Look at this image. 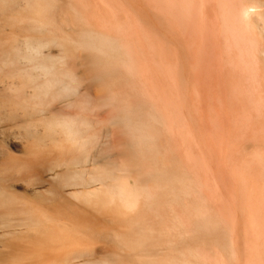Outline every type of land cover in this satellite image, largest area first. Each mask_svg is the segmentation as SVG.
I'll return each instance as SVG.
<instances>
[{
  "label": "rangeland",
  "instance_id": "rangeland-1",
  "mask_svg": "<svg viewBox=\"0 0 264 264\" xmlns=\"http://www.w3.org/2000/svg\"><path fill=\"white\" fill-rule=\"evenodd\" d=\"M36 1L0 0V264H264V109L223 50L220 1ZM257 1L251 25L264 48ZM96 29L135 49L142 79L102 50ZM64 123L82 142L66 138ZM120 181L144 192L131 224L122 204L123 215L116 201V210L99 207ZM202 183L204 214L194 200ZM138 216L158 241L142 244Z\"/></svg>",
  "mask_w": 264,
  "mask_h": 264
},
{
  "label": "bare ground",
  "instance_id": "bare-ground-1",
  "mask_svg": "<svg viewBox=\"0 0 264 264\" xmlns=\"http://www.w3.org/2000/svg\"><path fill=\"white\" fill-rule=\"evenodd\" d=\"M36 1V0H35ZM181 1V0H180ZM185 1V0H184ZM201 1V0H200ZM202 1H204V0H202ZM202 1L200 2V3H202ZM207 1V0H206ZM211 1V0H210ZM220 1V4H221V18H222V31H223V33H221L222 35H224V44L226 45V48L224 49V47H223V50H226V53H227V55L234 61H236V67H237V69H239L245 76H246V79H247V93L248 94H250L249 95V98L248 99H250V96H251V98H252V101L251 102H253V103H255L253 106H256V104H258L259 105V108H261L260 106H262L263 107V109H264V98H262V95L261 96H259V94H258V91H262L263 90V92H264V87H263V89L262 90H259L260 89V85H258V84H261V86H262V84L264 83L263 82V80H262V82L260 83V81H259V79L261 78V75H260V70H259V64H258V61H259V57H258V52H259V50H261V48L263 47L262 45V43L256 38V34H255V31L253 30V28H257L254 24H252V25H254L253 27H252V25H251V22H252V20H253V17H252V15H253V13H255V11H252L250 8H258V7H260V6H263V4L261 3V4H259V1H257V0H255V1H249V0H219ZM36 2H38V1H36ZM182 2V6L181 5H179V7L181 6V8L184 6V3L186 2H184L183 3V1H181ZM180 2V3H181ZM192 2V0H188V5H189V3H191ZM199 2V1H198ZM214 2V1H213ZM212 2V3H213ZM218 2V1H217ZM196 3V2H195ZM194 3V4H195ZM203 4V3H202ZM201 4V6H203ZM206 4H208V3H206ZM216 5V4H215ZM217 5H219V3H217ZM216 5V6H217ZM38 6H41V5H38ZM196 6V5H195ZM204 7V6H203ZM207 7V6H206ZM181 8H180V10H181ZM191 8V7H190ZM196 8V7H195ZM205 8V7H204ZM40 9V8H39ZM42 9V8H41ZM179 9V8H178ZM188 9V8H187ZM203 9V8H202ZM217 10H218V14H219V10L220 9H218V7H217ZM184 11V10H183ZM134 12V11H133ZM202 12V11H201ZM183 13V12H182ZM257 14V13H256ZM259 14V13H258ZM81 15H83L82 13H81ZM39 18V17H38ZM255 18V17H254ZM40 18H39V22H40ZM254 20H256V18L254 19ZM219 21H220V19H219ZM220 21V22H221ZM48 22V20L46 21V23ZM218 22V21H217ZM41 24L43 23V22H40ZM46 23H43V24H46ZM255 23V22H254ZM221 24V23H220ZM219 25V24H218ZM93 29V28H92ZM97 30V29H96ZM257 30H258V28H257ZM98 31V30H97ZM169 31V30H168ZM99 32V34L97 35L98 36V41H100V44H101V48H102V50L103 51H105L106 53L108 52H110V54L113 52V54L114 55H119L120 56V54H121V56L119 57V58H121L122 57V60H121V65H122V69L123 70H125V69H127L128 71H130L135 77H140V76H142L143 77V75H144V71L141 69L142 67H139L140 65L138 64V56H137V52L135 51V49L134 48H130L129 46H127V45H125V44H123V43H120V42H118L116 39H115V41L116 42H114L113 43V41H109L108 39H107V36L109 35V36H111L110 34H108L107 32H103V31H98ZM259 33H261V32H259ZM94 34V33H93ZM258 35V34H257ZM262 35V34H261ZM259 36V35H258ZM264 38V37H263ZM262 38V39H263ZM95 39V38H94ZM261 39V38H260ZM264 40V39H263ZM97 40H96V42H98ZM99 43V42H98ZM262 44V45H261ZM129 45V44H128ZM224 45V46H225ZM131 46V45H130ZM262 46V47H261ZM262 51H264V48H262ZM36 52V51H35ZM225 53V52H224ZM225 53V54H226ZM261 55H262V53H260ZM264 54V53H263ZM27 56V55H26ZM109 56H112V55H109ZM226 56V55H225ZM24 57H25V55H24ZM113 57V56H112ZM31 58H33V57H31ZM30 58V59H31ZM62 58V57H61ZM115 58V57H114ZM141 58V57H140ZM113 59V58H112ZM231 59H230V61L229 62H232L231 61ZM114 60V59H113ZM112 60V61H113ZM141 60V59H140ZM227 60V59H226ZM85 61V60H84ZM90 61V60H89ZM110 61V60H109ZM264 61V60H263ZM83 62V61H82ZM140 62V61H139ZM226 62H228V60L226 61ZM112 63V62H111ZM233 63V62H232ZM88 64V63H87ZM113 64V63H112ZM231 64V63H230ZM264 64V63H263ZM42 65V64H41ZM43 66H45V65H43ZM41 67V66H40ZM46 67V66H45ZM234 67V66H233ZM235 67V68H236ZM58 70V69H57ZM262 70H263V67H262ZM49 71V70H48ZM48 71H44V72H48ZM50 73V72H49ZM60 73V72H59ZM53 75V76H52ZM263 75V74H262ZM50 76H52V78L55 76L54 74H53V71H52V74L50 75ZM29 77V76H28ZM57 77H55V78H53V79H56ZM141 78V77H140ZM263 78V77H262ZM95 79V78H94ZM142 79V78H141ZM51 80V79H50ZM21 81V80H20ZM258 81H259V83H258ZM27 82V81H26ZM48 82H50V81H48ZM47 82V83H48ZM57 82H58V80H57ZM55 83V80L54 81H52V84H54ZM62 83V82H61ZM186 83V82H185ZM41 84V83H40ZM44 84V83H43ZM51 84V83H50ZM49 84V85H50ZM58 84V83H57ZM188 84V83H187ZM187 84H185V85H187ZM227 84V83H226ZM256 84H257V88H259V89H256L257 91H256V93L258 94V96H257V94H255V86H256ZM59 85H60V83H59ZM184 84H183V86H185ZM50 86H55V85H50ZM58 86V85H57ZM45 87H47L48 88V86L47 85H45ZM146 87V86H145ZM187 87V86H186ZM46 88V89H47ZM147 88V87H146ZM243 88V87H242ZM50 90V89H49ZM62 91V90H61ZM146 91H148V90H146ZM244 91V90H243ZM238 92V91H237ZM236 92V93H237ZM243 93V92H242ZM244 94V93H243ZM40 95V94H39ZM237 97V96H236ZM246 97H248V95L246 94ZM258 97H260V98H258ZM242 98V97H241ZM242 99H244V97L242 98ZM247 100V98L245 99V101ZM248 102V101H247ZM250 102V101H249ZM23 104V103H22ZM42 104V103H41ZM250 104V103H249ZM45 105V104H44ZM26 107V106H25ZM251 110H252V115H253V110L255 109V108H253V107H251L250 108ZM249 109V110H250ZM262 109V108H261ZM251 110L249 111V112H251ZM256 110V109H255ZM254 110V111H255ZM264 112V111H263ZM262 112V114H264ZM248 114H250V113H247V115ZM261 114V113H260ZM258 115H259V113H258ZM244 116V115H243ZM246 116V115H245ZM244 116V117H245ZM249 116V115H248ZM248 116L247 117H245L246 119L248 118ZM254 116H256V115H254ZM75 117V116H74ZM244 117H243V119H244ZM250 117V116H249ZM261 117H262V115H261ZM260 117V118H261ZM83 118V117H82ZM251 118V117H250ZM249 118V119H250ZM259 118V119H260ZM264 118V117H263ZM127 119V118H126ZM253 119H255V118H253ZM252 119V120H253ZM258 119V120H259ZM171 120V119H170ZM219 120V119H218ZM251 120V121H252ZM74 121V120H73ZM245 121H247V120H244V122ZM250 121V120H249ZM257 121V120H256ZM64 122V121H63ZM70 122V121H69ZM242 122V121H241ZM76 123V122H75ZM246 123V122H245ZM250 124V123H249ZM54 125H56V124H54ZM155 125H157L156 123H155ZM57 126V125H56ZM79 126V125H78ZM51 127V126H50ZM86 127H87V125H86ZM89 128V127H88ZM63 130H65V132L67 133V135H66V138L68 137L69 139H71L72 140V143L74 142V141H78V143H80V142H82L80 139H78V138H80V137H78V136H80V135H77V125L75 124L74 125V123L73 124H69V123H64L63 124ZM62 130V131H63ZM86 132H87V129H86ZM93 134V133H92ZM64 135V134H63ZM155 135H157V133L155 134ZM162 135V134H161ZM83 137V136H82ZM125 137V136H124ZM157 137H158V135H157ZM94 138V137H93ZM92 138V139H93ZM78 139V140H77ZM84 139V138H83ZM125 139V138H124ZM154 139H155V137H154ZM79 140H80V142H79ZM123 140V139H122ZM88 141V140H87ZM84 142V141H83ZM123 142H124V140H123ZM70 143H71V141H70ZM75 143V142H74ZM73 143V144H74ZM87 143V142H86ZM92 143V142H91ZM77 144V143H76ZM70 146H72V145H70ZM77 146V145H76ZM75 146V147H76ZM131 146V145H130ZM67 147V146H66ZM84 147V146H83ZM71 149V148H70ZM79 149H80V147H79ZM79 149H78V151H79ZM66 150V149H65ZM81 150H82V148H81ZM161 150V149H160ZM83 151H84V149H83ZM65 153V152H64ZM132 153V152H131ZM258 152H256V154H257ZM161 154V153H160ZM255 154V155H256ZM260 154L261 153H259V155L257 154V156H258V159L260 158V157H263V156H260ZM129 155H130V153H129ZM262 155H264L263 154V152H262ZM159 156V155H158ZM257 156H255L256 158H257ZM163 157V156H162ZM231 157V156H230ZM254 157V158H255ZM130 158V157H129ZM141 158V157H140ZM159 159V158H158ZM261 159V158H260ZM258 160V161H255V163L256 162H259V161H262V159L261 160ZM129 160V159H128ZM130 161V160H129ZM128 161V162H129ZM264 161V160H263ZM262 161V162H263ZM163 162V161H162ZM253 162V161H252ZM250 163V162H249ZM261 163V162H260ZM124 164V163H123ZM126 165V164H125ZM250 165V164H249ZM251 165H252V163H251ZM251 165H250V167H251ZM183 166V165H182ZM128 167V166H127ZM185 167V166H184ZM187 167V166H186ZM189 168V167H188ZM263 169H264V167H262ZM262 168H261V170H262ZM259 169V168H258ZM129 171H130V169H129ZM165 170H163V172H164ZM174 171H176V170H174ZM178 171V170H177ZM162 171H161V173H163ZM196 172V171H195ZM164 173H166V171L164 172ZM166 175V174H165ZM94 176V175H93ZM97 176V175H96ZM98 176H99V174H98ZM103 176H105L104 174H103ZM106 177V176H105ZM104 177V180L106 179ZM186 177H188V176H186ZM77 178V177H76ZM75 178V179H76ZM92 177H90V179H91ZM99 178V177H98ZM96 179V178H95ZM93 180V179H92ZM97 180V179H96ZM118 180V179H117ZM137 180V179H136ZM205 180V179H204ZM135 181V180H134ZM139 181V180H138ZM189 181V180H188ZM191 181V180H190ZM114 182H116V181H114ZM117 183V182H116ZM116 183H114V184H116ZM120 183H121V181L118 183L119 185H120ZM132 183V182H131ZM80 184V183H79ZM113 184V185H114ZM130 184V183H129ZM187 184H189V183H187ZM246 184V183H245ZM263 184V183H262ZM117 186L118 188L116 189V188H114L113 189V191L111 192V196L108 198L109 200H108V202L109 203H111V204H109V203H107V201L105 202L103 199H104V196H102V195H104V191L102 192L103 194H101V196L103 197H101V201L100 202H105V204L103 205V206H101L103 203H100L101 205L99 206L100 208H102V207H105L106 209H107V207L109 208V209H115V208H113V203L114 204H116V203H120V204H122L123 205V208L125 209L124 211L126 212V210L128 211V213H129V215H131V216H129L128 215V213L126 212L125 214L123 213V211H122V208L120 207V206H118V204H116V205H114V207H116V209L118 210V211H122V215L124 214V216L126 217H123V219H126V221H127V219H128V217H130V218H133V216H137L138 214H137V212L139 211H137V208L139 207L138 205H139V203H140V200H142L143 199V197L141 198V196H142V193H144L143 192V189H141V188H135V189H132L129 185H126V184H124V183H122L120 186ZM139 185H140V183H139ZM190 185H191V183H190ZM202 185V187L200 186L199 188H198V190H199V193L194 197V200H195V202H197V204H198V213H200V214H204V213H207V210L205 209V207H204V205L206 204V202L207 201H209V196L207 195V193H206V190H205V187H204V183H202L201 184ZM143 186V185H142ZM164 186V185H163ZM183 186H186V185H183ZM192 186V185H191ZM137 187H139V186H137ZM102 188V187H101ZM100 188V189H101ZM109 188H110V186H109ZM152 188V187H151ZM150 188V189H151ZM104 189V188H103ZM102 189V190H103ZM153 189V188H152ZM94 190H96V189H94ZM111 189H109V191H110ZM149 190V189H148ZM153 190H155V189H153ZM156 190H158V189H156ZM155 190V194H153V192H152V194H153V196L152 197H154V195H157V191ZM160 190H162L161 188H160ZM101 191V190H100ZM108 191V192H109ZM150 191V190H149ZM218 191V190H217ZM96 192H97V190H96ZM99 192V191H98ZM101 193V192H100ZM149 193V192H148ZM161 193V192H160ZM185 193L187 194V197H188V195L189 194H191V189H189V187H187L186 189H185ZM219 193V192H218ZM253 193V192H252ZM262 193V192H261ZM90 194H92V192H90ZM90 194H89V196H90ZM221 194V193H220ZM263 194V193H262ZM262 194H260V197H261V195ZM151 195V194H150ZM222 195V194H221ZM249 195V194H248ZM264 195V194H263ZM96 196L97 195H94V198L96 199ZM149 196V195H148ZM249 196H251V195H249ZM88 196H86V198H87ZM92 198H93V196H91ZM156 197V196H155ZM154 197V198H155ZM94 198H93V202L91 201V200H88L89 201V205L91 204V203H93L94 204V202L96 203V200H94ZM141 198V199H140ZM189 198V197H188ZM262 198V197H261ZM89 199H90V197H89ZM153 199V198H152ZM156 199V198H155ZM220 199V198H219ZM218 199V200H219ZM245 199V198H244ZM249 199V198H248ZM85 200V199H84ZM144 200V199H143ZM143 200L141 201L142 203H143ZM214 200V199H213ZM252 200V199H251ZM91 201V202H90ZM227 201V200H226ZM230 201V200H229ZM161 202V201H160ZM164 202V201H163ZM251 202V201H250ZM142 203H141V205H140V207H142ZM155 203H157V202H154L153 203V205H155ZM159 203V202H158ZM218 203H222V202H220V201H218L217 202V205H218ZM232 203V202H231ZM255 203H256V201H255ZM254 203V204H255ZM262 203V202H261ZM260 203V204H261ZM109 206H108V205ZM161 204V203H160ZM238 204V203H237ZM263 204V203H262ZM94 205H97V203L96 204H94ZM213 205V207H214V204H212ZM216 205V206H217ZM233 205V204H232ZM98 206V205H97ZM249 206V205H248ZM247 206V207H248ZM119 207H120V209H119ZM127 209H126V208ZM137 207V208H136ZM184 207H186L185 205H184ZM261 207V206H260ZM104 208V209H105ZM148 208V207H147ZM239 208V207H238ZM99 209V208H98ZM115 209V210H116ZM129 209V210H128ZM139 209V208H138ZM167 209V208H166ZM248 209H249V207H248ZM252 209V208H251ZM260 209V208H259ZM100 210V209H99ZM130 210H132V211H135V214L133 213V212H130ZM211 210H212V207H211ZM253 210V209H252ZM101 211H103V210H101ZM249 212L251 211V210H248ZM247 211V212H248ZM33 213V211L31 210L30 211V213ZM99 212V211H98ZM142 212V211H141ZM248 212V213H249ZM253 212V211H252ZM133 213V214H132ZM104 214V213H103ZM118 214V216H119V213H117ZM137 214V215H136ZM157 214V213H156ZM233 214V213H232ZM33 215V214H32ZM108 215H109V213H108ZM110 215H113L112 213L110 214ZM116 215V214H115ZM216 215V214H215ZM250 215V214H249ZM35 216V215H34ZM114 216V215H113ZM117 216V217H118ZM140 216H143L142 214L140 215ZM140 216H138V219H140ZM236 216V215H235ZM36 218V217H35ZM54 218V217H53ZM119 218V217H118ZM143 218V217H142ZM207 218V217H206ZM220 218V217H219ZM263 218V217H262ZM43 219V218H42ZM52 219V218H51ZM115 219H117L116 217H115ZM137 219V221L139 222L140 220H141V225L143 224L142 223V220H144V219H140V220H138ZM210 219H212V218H210ZM250 219H253V218H250ZM49 220H50V218H49ZM48 220V221H49ZM119 220V219H118ZM130 220H132V219H128V221H129V223H130ZM198 220V219H197ZM221 220H223V221H225V223H228V221H226L227 219H225V218H221ZM254 220V219H253ZM263 220V219H262ZM44 221V220H43ZM134 221V220H133ZM235 221V220H234ZM249 221H251V220H249ZM37 222V221H36ZM39 222H41L40 220H39ZM52 222V221H51ZM50 222V223H51ZM122 222V221H121ZM196 222V221H195ZM33 223V222H32ZM50 223H48L49 225H53L54 223H57V222H55L54 221V223L52 224H50ZM132 223V222H131ZM130 223V224H131ZM258 223V222H257ZM43 224V223H42ZM41 224V226H40V228L39 229H41V227H43V225L45 224V225H48V224H46V222H44V224L42 225ZM124 224V223H123ZM129 224V225H130ZM138 224V226L140 225L139 223H137ZM166 224V223H165ZM201 224V223H200ZM38 225V224H37ZM57 225V224H56ZM140 225V227H141V229L143 228L144 230H146L145 231V236H144V243H142V244H147L148 245V242L150 243V242H152V240L154 241H158V240H156V238L158 237L159 238V236L158 235H156L155 236V233H154V231H153V233H151V229L148 227L149 225H146V227H148V229L146 228V227H144L143 225L141 226ZM228 226V229L229 230H233L231 227H230V225H229V223L227 224ZM245 225V224H244ZM237 226V225H236ZM253 226V225H252ZM251 226V227H252ZM51 227V226H50ZM139 227V228H140ZM207 227H208V225H207ZM255 227V226H254ZM263 227V231L261 230V232L263 233L264 232V226H262ZM134 228H136V229H138L136 232H135V234L136 235H138V237H134V241H137V244L134 242V244H136V246L137 245H140V247H142V245H141V238H140V235H139V232H141L140 230H139V228H137V225H136V227H134ZM146 228V229H145ZM231 228V229H230ZM44 229V231L46 230V228H43ZM63 229V228H62ZM150 229V230H149ZM64 230V229H63ZM258 230H260V229H258ZM139 231V232H138ZM237 231V230H236ZM251 231V230H250ZM253 231V230H252ZM252 231L250 232L251 234H252ZM255 231V230H254ZM60 232H62V230H60ZM132 232V231H131ZM148 232H149V234H148ZM201 232V231H200ZM204 232V231H203ZM221 232V231H220ZM138 233V234H137ZM255 233V232H254ZM254 233L252 234V235H254ZM150 234L153 236V237H156V238H154L153 239V237L152 236H150ZM231 234V233H230ZM236 234V233H235ZM245 234V233H244ZM256 234H258L257 232H256ZM264 234V233H263ZM46 235H47V233H46ZM56 235V234H55ZM260 235H262L261 233H260ZM63 236V235H62ZM149 236V237H148ZM161 236V235H160ZM163 236V235H162ZM232 236V235H231ZM236 236V235H235ZM235 236H234V238H235ZM249 236H250V234H249ZM131 237H133V236H131ZM130 237V238H131ZM245 237V236H244ZM58 238V237H57ZM119 238V237H118ZM157 238V239H158ZM248 238H251V237H248ZM262 238V237H261ZM136 239V240H135ZM152 239V240H151ZM173 239V238H172ZM212 239V238H211ZM244 239V238H243ZM246 239V238H245ZM127 240V239H126ZM148 240V241H147ZM233 240V239H232ZM132 241V240H131ZM140 241V242H139ZM174 241V240H173ZM235 241V240H234ZM234 241H233V243H234ZM133 242V241H132ZM146 242V243H145ZM188 242V241H187ZM207 242V241H206ZM211 242V241H210ZM244 242H246V241H244ZM127 243V242H126ZM140 243V244H139ZM154 243V242H153ZM152 243V244H153ZM212 243V242H211ZM214 243V242H213ZM216 243V242H215ZM219 243V242H218ZM247 243V242H246ZM151 244V243H150ZM155 245L157 244V243H154ZM153 244V245H154ZM177 244V243H176ZM190 244V243H189ZM159 246H157L156 245V247L160 250V248L159 247H163V245H161V244H158ZM161 245V246H160ZM132 246V245H131ZM144 246V245H143ZM146 246V245H145ZM144 246V247H145ZM149 246V245H148ZM231 246V248H229L230 250H231V252L233 253V255H234V257L232 258L233 259V261H234V258L236 259V257H235V252H238V251H236V250H238L236 247H238V246H236V245H230ZM234 246H236V247H234ZM248 246V245H247ZM139 247V248H140ZM210 247V246H209ZM249 247V246H248ZM131 248V247H130ZM137 248H138V246H137ZM240 248V247H239ZM145 249V248H144ZM147 249H148V247H147ZM157 249V250H158ZM162 249V248H161ZM178 249V248H177ZM194 249H196V248H194ZM214 249V248H213ZM215 249H217V248H215ZM248 249V248H247ZM146 250V249H145ZM145 250L142 252V253H145ZM152 250H154L155 251V249H152ZM156 250V251H157ZM243 250V249H242ZM105 251V250H104ZM136 251V250H135ZM148 251V250H147ZM152 252V255L150 254V256H153V255H155L156 257H157V252L155 253V252ZM176 251V250H175ZM108 252V251H107ZM109 252H110V250H109ZM141 252V251H140ZM169 252V251H168ZM167 252V253H168ZM240 252V251H239ZM238 252V253H239ZM105 253V252H104ZM114 253V252H113ZM139 253V252H138ZM170 253H171V251H170ZM241 253V252H240ZM263 253V252H262ZM110 254V253H109ZM160 254V253H159ZM163 254V253H162ZM229 254V253H228ZM237 254V253H236ZM117 255V254H116ZM115 255V256H116ZM140 255V254H139ZM142 255V254H141ZM161 255V254H160ZM164 255V254H163ZM162 255V256H163ZM240 255V254H239ZM238 255V256H239ZM243 255H245V254H243ZM112 256V255H111ZM114 256V257H115ZM118 256H120V255H118ZM155 256H154V258H155ZM168 256V255H167ZM173 256H175V254L173 255ZM231 256V255H230ZM241 256V255H240ZM122 257V256H121ZM145 257H146V255H145ZM168 257H171V256H168ZM167 257V258H168ZM227 257V256H226ZM264 257V256H263ZM132 258V257H131ZM144 258V257H143ZM163 258H165V256L163 257ZM228 258H229V256H228ZM239 258V257H238ZM124 259V258H123ZM173 260L175 259V258H172ZM259 259V258H258ZM114 260H115V258H114ZM133 260V259H132ZM152 260V259H151ZM165 260H167V259H165ZM165 260H155V261H151L150 263H148V264H154L155 262L157 263V264H166V261ZM257 260V259H256ZM118 261V260H117ZM142 262H144V261H142ZM142 262H139L138 264H140V263H142ZM181 262V263H180ZM179 262V264H191L190 263V261L187 259V258H183V259H181V261ZM195 262H197V259H196V261ZM260 262V261H259ZM111 264H112V262H110ZM131 263V262H130ZM145 264H146V262H144ZM144 263H142V264H144ZM155 263V264H156ZM233 263V262H232ZM74 264H76V263H74ZM105 264V263H104ZM119 264V263H118ZM135 264V263H134ZM199 264H204L203 262H201V263H199ZM240 264V263H239ZM247 264V263H246ZM254 264V263H253Z\"/></svg>",
  "mask_w": 264,
  "mask_h": 264
}]
</instances>
